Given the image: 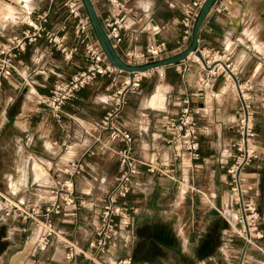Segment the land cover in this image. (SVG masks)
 I'll return each instance as SVG.
<instances>
[{"label":"crops","instance_id":"0c3cea01","mask_svg":"<svg viewBox=\"0 0 264 264\" xmlns=\"http://www.w3.org/2000/svg\"><path fill=\"white\" fill-rule=\"evenodd\" d=\"M121 1L125 2L121 14L133 23L121 32L116 47L119 56L144 51L151 42L164 43L167 57L182 51L178 48L182 8L190 0ZM63 3L0 0V49L10 35L37 25V17L43 13L48 15L47 29L78 49L70 61H64L53 45L38 39L19 53V74L0 87V213L2 198L43 204L48 188L64 177L61 168L75 160L84 165L83 173L74 179L75 199L82 205L52 218L54 235L47 248L35 255L27 240L34 233V224L1 217L0 226L5 228L0 236L2 264H67L64 257L69 247L76 251L73 264H85L103 199L119 173L116 153L126 148L121 141H111L110 130L102 127L105 117L113 113L112 94L126 78L114 83L97 78L63 107L60 120L38 102V96L48 95L56 81H68L87 67L82 47L73 37L75 20ZM93 6L100 22L113 11L107 0H98ZM238 38L248 49L238 44ZM198 49H228L238 81L250 80L254 85L255 140L261 155L244 175L251 187L249 195L263 217L259 227L264 249V0H218L199 30ZM182 65L186 72L180 75L176 67ZM156 72L126 94L110 127L129 133L134 156L167 165L174 171L175 181L140 169L126 198L133 208L130 224L124 228L118 221L113 240L99 261L111 264L129 258L131 264H238L243 242L219 211L227 217L233 215L227 171L236 156L239 100L221 77L209 81L200 96H191L200 87V76L190 59L160 68L161 77ZM185 98L190 109H199L195 117L199 159L194 164L175 158L164 131L165 121L181 109ZM249 261L264 264V255L251 251Z\"/></svg>","mask_w":264,"mask_h":264},{"label":"built area","instance_id":"2783aa9c","mask_svg":"<svg viewBox=\"0 0 264 264\" xmlns=\"http://www.w3.org/2000/svg\"><path fill=\"white\" fill-rule=\"evenodd\" d=\"M92 4L98 0H90ZM113 11L109 13L101 22V26L111 45L116 49L121 42V32L128 30L133 23L129 16L121 14L124 9V1L107 0ZM204 0H190L183 6V16L180 21L182 35L178 43V48L183 50L187 47L191 39V30ZM64 8L68 16L75 20L73 27V37L81 45L83 57L87 62L85 70L76 73L68 81H56L48 95L38 96V102L51 113L52 117L60 120L64 114L63 107L76 94L85 87L93 84L97 78L106 77L114 83L118 78L124 77L127 80L120 85L112 94L113 113L108 114L103 123L104 129L110 130L111 141H121L126 148L117 152L119 159V173L111 189L103 199L99 219L94 227V241L91 252L84 256L85 264H102L100 256L105 253L110 246L117 231L118 221H122V226L127 228L130 224L129 215L133 208L127 202V196L132 192L135 177L143 168L149 174H158L175 181L174 171L167 165L154 163L138 159L133 154L132 136L118 128H111L110 122L114 114L119 113L125 104V96L128 92L136 91L139 82L155 71L161 77L160 68L139 73H130L112 66L105 58L97 40L92 34L89 20L84 11L81 0H64ZM47 13L39 15L38 24L29 25L31 30H24L19 34H12L5 39L4 46L0 49V87L13 74H19L16 59L20 52L24 51L28 45L35 43L38 39H44L62 55L64 61H70L78 51L77 47H69L64 36H58L47 29ZM168 50L164 43H149L144 51H126L120 56L121 60L130 66H137L151 61H157L167 57ZM199 56H188L192 63L198 67L200 76V87L191 95L200 96L202 91L212 81L218 77L223 79V85L228 91L239 100V108L236 113L235 128L237 138L234 144L236 156L233 164L229 167L228 187H229V207L233 211L231 217H227L222 210L220 215L229 226L231 232L243 242L238 264H252L249 261V253L255 251L264 255L261 246L263 233L260 230L262 215L258 211L255 201L250 197L251 187L248 178L244 175V170L254 161L260 158L261 148L256 143V132L254 128L253 93L254 85L250 80L239 82L237 79L238 70L232 60L231 52L228 49L199 50ZM185 59V60H186ZM176 71L183 75L186 66H177ZM199 109H190L189 100H182L181 109L167 118L164 131L167 136V145L172 149L174 156L179 161L194 164L199 159V142L196 124V115ZM84 171L81 161H69L61 168L60 172L64 176L54 182L49 188L46 200L40 202H14L7 198L1 199V209L4 218H15L32 222L37 229L36 236L31 238L32 255L44 251L49 245L51 237L54 235L52 218L64 211H73L82 202H77L74 193V179ZM34 240V241H32ZM75 249L68 248L65 255L67 264H73ZM111 264H131L129 258L119 259Z\"/></svg>","mask_w":264,"mask_h":264},{"label":"water","instance_id":"95a60500","mask_svg":"<svg viewBox=\"0 0 264 264\" xmlns=\"http://www.w3.org/2000/svg\"><path fill=\"white\" fill-rule=\"evenodd\" d=\"M218 0H204L196 18L193 22L192 30H191V39L189 44L185 49L180 51L175 55H171L165 58H162L157 61H151L145 64L130 66L126 65L120 58L116 49L111 45L110 41L105 35V32L101 26V22L96 14L94 6L90 0H81L86 16L89 20L91 30L95 36V39L98 42L99 47L101 48L106 60L114 67L130 72V73H139L145 72L152 69L162 68L165 66L173 65L185 60L190 54L195 56H199L198 49V33L200 28L202 27L208 13L213 8L214 4ZM238 44L242 47L248 49V45L244 42L243 39H237Z\"/></svg>","mask_w":264,"mask_h":264},{"label":"rangeland","instance_id":"374dc122","mask_svg":"<svg viewBox=\"0 0 264 264\" xmlns=\"http://www.w3.org/2000/svg\"><path fill=\"white\" fill-rule=\"evenodd\" d=\"M1 212H2V210H1ZM1 217H3V215L0 213V218H1ZM38 226H39V227H36V226L34 225V233H37V229L41 227V224H39ZM4 232H5V228H4V226L2 225V226H0V236H1ZM31 236H32L33 238H35L34 240H36V236L33 235V234H31V235H29V237H28V239H27L28 242H30V240H31V238H32ZM34 240H32V241H34ZM3 248H4V246L1 245V252H2ZM6 252H8V249H6ZM0 254H1V253H0ZM0 264H2V262H0Z\"/></svg>","mask_w":264,"mask_h":264},{"label":"flooded vegetation","instance_id":"af4514ba","mask_svg":"<svg viewBox=\"0 0 264 264\" xmlns=\"http://www.w3.org/2000/svg\"><path fill=\"white\" fill-rule=\"evenodd\" d=\"M1 245L3 246V243L0 241V253H1Z\"/></svg>","mask_w":264,"mask_h":264}]
</instances>
